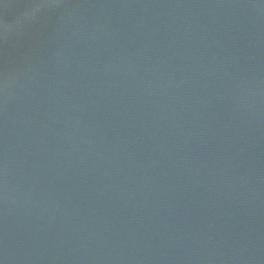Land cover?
Returning <instances> with one entry per match:
<instances>
[{
  "label": "water",
  "instance_id": "95a60500",
  "mask_svg": "<svg viewBox=\"0 0 264 264\" xmlns=\"http://www.w3.org/2000/svg\"><path fill=\"white\" fill-rule=\"evenodd\" d=\"M0 264H264V0H0Z\"/></svg>",
  "mask_w": 264,
  "mask_h": 264
}]
</instances>
